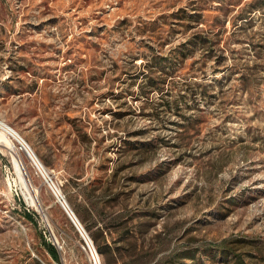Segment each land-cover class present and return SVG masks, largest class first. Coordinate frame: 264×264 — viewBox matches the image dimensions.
Here are the masks:
<instances>
[{"label":"rangeland","instance_id":"1","mask_svg":"<svg viewBox=\"0 0 264 264\" xmlns=\"http://www.w3.org/2000/svg\"><path fill=\"white\" fill-rule=\"evenodd\" d=\"M254 4L0 0V120L60 189L97 264L188 250L204 264H224L205 250L264 264V8ZM10 145H0V264H90ZM14 159L38 205L16 186Z\"/></svg>","mask_w":264,"mask_h":264},{"label":"built area","instance_id":"2","mask_svg":"<svg viewBox=\"0 0 264 264\" xmlns=\"http://www.w3.org/2000/svg\"><path fill=\"white\" fill-rule=\"evenodd\" d=\"M9 139L12 141L15 150L29 159L30 164L35 169V173L43 179L44 184L49 188V190L56 198L57 202L61 205L64 212L70 219L71 223L74 225L79 235L81 236L82 241L84 242V250L90 264H95L93 259V252L96 251L95 249H93L92 243L88 239V236L86 237L84 228L77 219L76 215L74 213H70L69 205L60 189L57 187L54 181L49 178L48 173L45 171V168L34 155V153L29 152L27 149H25V146L23 145V140L21 138L12 137L11 134H9Z\"/></svg>","mask_w":264,"mask_h":264},{"label":"bare ground","instance_id":"3","mask_svg":"<svg viewBox=\"0 0 264 264\" xmlns=\"http://www.w3.org/2000/svg\"><path fill=\"white\" fill-rule=\"evenodd\" d=\"M9 134H11L12 137L21 138L5 122L0 120V145L1 146L6 147V148H11L10 142L12 143V141L9 139ZM23 145L25 146V149H27L29 152H32L29 145L24 140H23ZM12 147H13L14 151L17 152L15 150L13 144H12ZM13 170H14L13 172L15 174V184L20 189L22 194L25 196L27 202H29L30 205H33V206L38 205L39 196L37 194V191L35 189H32V186H33L32 182L29 180L27 173H26V170L22 166L21 161H19L18 159L13 160ZM70 213H71V211H70ZM93 259H94V263L97 264L96 255L94 252H93Z\"/></svg>","mask_w":264,"mask_h":264},{"label":"trees","instance_id":"4","mask_svg":"<svg viewBox=\"0 0 264 264\" xmlns=\"http://www.w3.org/2000/svg\"><path fill=\"white\" fill-rule=\"evenodd\" d=\"M255 1V7L258 9H263L264 7V3H262L263 0H254ZM149 85L152 87L156 86V83H153L152 81H149ZM25 216H30L29 214L25 213ZM121 238H125L124 235L121 236ZM95 242L96 239L94 238ZM98 252L103 255V256H107V258L109 256H112V251L106 247V249H102L100 247L97 248ZM205 254H208L209 256L213 257L215 256V254H219L221 259L223 260L222 262L224 264H245L243 261V258H241L240 256H236L233 255L231 252L229 251H225V250H205L204 251ZM51 254L53 259L58 260V254L56 252L55 249L51 250ZM196 253L193 250H188L186 252H183L182 254H177V255H172L170 257H167L165 260L159 262L158 264H185L183 262H181L182 259H188L191 260L193 262V264H204L203 261H201V259H196ZM229 257H231V260H229ZM233 262V263H232Z\"/></svg>","mask_w":264,"mask_h":264}]
</instances>
